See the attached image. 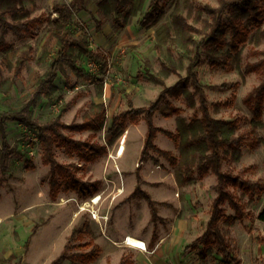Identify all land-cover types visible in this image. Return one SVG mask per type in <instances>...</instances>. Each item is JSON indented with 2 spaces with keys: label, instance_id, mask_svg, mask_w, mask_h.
I'll return each instance as SVG.
<instances>
[{
  "label": "rangeland",
  "instance_id": "obj_1",
  "mask_svg": "<svg viewBox=\"0 0 264 264\" xmlns=\"http://www.w3.org/2000/svg\"><path fill=\"white\" fill-rule=\"evenodd\" d=\"M72 1L25 0L23 6L29 10L30 17L44 15L54 18L57 17V8ZM102 1L84 0L85 9H78L77 5L70 30L75 38L87 39L89 48L105 58L95 60L76 53L78 70L66 67L59 72L55 82L57 89L42 97L29 112L35 122L46 125L77 96L62 120L67 124L82 122L96 111L99 102H105L106 95L109 96L107 121L96 138L97 142L107 146L108 154L89 164L85 172H80L83 190L90 191L96 186L97 192L84 198L77 192L61 191L53 200L48 182L50 168L43 163L37 131L18 122H6L8 143L20 154L11 156L5 176L0 173V203L4 212H9L0 219V264H51L63 251L73 228L85 224L94 232L86 236L85 241L92 239L102 247L101 255L91 264H119L124 256L137 264H219L221 256L217 253L211 254L207 261H201L197 251L187 249L206 232L217 196L212 187L218 184L213 174L190 186L180 184L179 170L191 159L194 151H184L159 133L155 144L162 150L171 151L178 160L177 165L172 166L153 151L145 162H141L147 132L144 120H140L137 127L127 129L113 145L107 144L111 138L108 129L115 115L128 110L131 105L148 107L158 98L163 87L150 81V74L163 80L167 86L179 80L173 69L181 76H187L190 58L195 53L187 38L192 36L194 40H200L202 35L183 30L177 22L178 16H184L198 30H206L212 19L201 8L205 5L218 7L219 0H172L165 6L161 21L149 26H143L141 22L150 11L153 0L141 3L134 0V4L126 6L121 13L112 11L108 5L101 6ZM11 3V0H0V11ZM8 19L13 21L11 16ZM99 22L102 24L100 31ZM262 30L264 25L262 29L251 28L248 43L238 53L233 54L229 47L217 53L229 57V69L213 68L207 61L196 68L212 116L238 121L236 135H250L260 142L257 148L248 143L237 160L223 162L224 172L250 181L264 180V121L259 122L257 131L251 133L253 116L243 104V99L262 82L257 74L246 72L247 64L262 59L252 55L254 51H264ZM5 44H11V48L7 49ZM58 51L57 39L47 23L22 38L9 35L0 24V113L18 112L32 99ZM22 55H28L30 60L22 77L13 83L14 69ZM236 83L239 84L237 88L234 87ZM233 94L237 99L231 107L216 106ZM172 104L182 113L171 118L157 113L155 124L179 134L184 141L196 131L190 123L202 114L188 108L182 100H172ZM70 135L84 141L89 132ZM122 145L126 147L123 157L118 156ZM56 155L60 163H79L77 156L69 157L64 149L57 148ZM29 162L34 164V170L26 168ZM141 192L150 194L156 201L162 217L156 223ZM236 194L254 216L229 228L230 244L241 264H264V226L258 219L264 208V196L257 200L243 195L240 190H236ZM97 195L102 198L99 204L82 209ZM226 210L227 215L234 213L228 206ZM221 227L225 229L226 225L221 223ZM106 235L120 242L111 245L105 239ZM127 235L150 240L151 244L144 252L147 256H140L141 251L125 244ZM63 264L82 263L67 260Z\"/></svg>",
  "mask_w": 264,
  "mask_h": 264
},
{
  "label": "trees",
  "instance_id": "obj_2",
  "mask_svg": "<svg viewBox=\"0 0 264 264\" xmlns=\"http://www.w3.org/2000/svg\"><path fill=\"white\" fill-rule=\"evenodd\" d=\"M7 9L0 11V24L19 37L31 35L33 30L44 24L50 26L52 35L57 39L59 51L56 59L51 63L49 71L39 81V85L32 99L25 104L22 109L14 113H0V134L2 144L0 146V172L5 176L8 172V161L14 154H20L13 149L7 138L6 122H18L37 131V138L42 151L43 163L49 166V188L50 196L56 200L61 193L77 192L87 198L97 192V187L93 190H83V179L80 172H85L87 166L97 161L100 157L108 154L106 145L97 142L99 132L103 131L106 121L108 107L105 104L97 105L96 111L83 119L82 122L73 121L65 123L62 118L77 99L71 100L60 112V114L50 123L40 125L30 116L31 107L38 104L42 97L48 96L55 91L56 79L59 72L66 67L78 70L76 66V53H80L95 60L104 59V55L89 48L87 39H78L73 36L70 30L75 9H85L84 0H73L61 8H57V17L50 18L44 15L30 17L29 10L23 6L25 0H11ZM140 3L144 0H139ZM172 0H153L150 11L142 20L143 26L156 25L164 16L165 6ZM134 4V0H103L102 5H108L112 11L121 13L126 6ZM202 11L210 15L212 21L206 30H198L192 26L184 16H178L177 22L183 30L190 34L198 33L202 37L194 40L192 36L187 38L188 43L195 49L194 56L190 58L187 67V76H181L176 69L172 72L179 76V80L172 86H167L165 82L150 74L149 80L163 87L156 101L150 106L134 107L117 114L113 120L108 133L111 135L109 145H113L117 138H120L128 129L130 124H137L144 120L147 125V133L141 154V162H145L150 151L164 157L172 166L178 163L177 158L171 151L162 150L155 144L159 133L170 138L177 147L184 151L192 150L194 153L190 160H187L180 168L178 179L183 187L193 185L198 179H203L211 174L218 179V184L212 187L217 193L212 204L211 217L207 222L206 232L188 245L187 249L197 251L201 261H207L209 256L217 253L221 256L219 264H241V260L235 255L229 241L230 227L237 222L250 219L254 216L247 210L245 203L237 196L236 190H240L243 195L260 200L264 196V180L250 181L242 179L239 175L223 171L225 160L235 161L241 155L248 143L253 148H257L260 142L250 135L238 134V121H228L216 119L212 116L209 107L208 96L204 86L200 82V75L196 68L204 61H207L213 68L229 69V57L218 56L217 53L224 51L227 47L235 54L248 43L251 28L262 29L264 25V0H219L218 7L205 5ZM8 16L13 18L9 21ZM102 30L99 22L98 31ZM261 34L264 36V30ZM7 49L11 46L5 44ZM254 56L262 59L246 66L248 74L255 73L262 78L259 86L253 89L244 99L243 104L249 108L253 116V129L251 133L257 131V124L264 121V51L252 52ZM30 60L28 55H22L14 69L13 83L22 77L26 63ZM238 83L234 87H238ZM102 97V94H100ZM233 94L225 102H218L217 107H231L236 100ZM172 100H182L186 106L201 112V117L190 123L195 132L191 137L182 141L179 134H175L166 129H162L155 124V116L160 113L164 118H171L182 113L181 109L175 108ZM196 114V113H195ZM89 132L86 140H76L73 133ZM64 149V152L71 158L77 156L79 163L63 164L58 162L56 149ZM28 170H34L35 166L29 162L26 164ZM146 198L150 208L153 222L161 220L156 201L146 192H141ZM136 194H133V197ZM226 206L234 213L227 215ZM259 221L264 226V208L258 216ZM221 223L226 228L221 227ZM37 227H35L36 230ZM35 233V231H34ZM94 234L88 224L76 226L67 239L63 251L52 261L51 264H63L65 261H77L82 264H91L97 261L102 253L101 247L91 239L85 241L86 236ZM33 235V234H32ZM29 237L26 247L32 239ZM264 242V239H263ZM119 264H137L125 256Z\"/></svg>",
  "mask_w": 264,
  "mask_h": 264
},
{
  "label": "bare ground",
  "instance_id": "obj_3",
  "mask_svg": "<svg viewBox=\"0 0 264 264\" xmlns=\"http://www.w3.org/2000/svg\"><path fill=\"white\" fill-rule=\"evenodd\" d=\"M124 151H125V148L123 146H121V149H120V152L118 153V156H122L123 153H124ZM101 199L102 198H101L100 195L95 196L94 198H92V200L90 202L85 203V205L82 206V209H84L85 207L91 206L92 204L93 205L99 204V202L101 201ZM125 244L127 246H130L131 248H135V249H137L139 251L146 252V250H147V245L144 242V240L139 239L137 237H134L132 235H127L126 236V238H125Z\"/></svg>",
  "mask_w": 264,
  "mask_h": 264
},
{
  "label": "crops",
  "instance_id": "obj_4",
  "mask_svg": "<svg viewBox=\"0 0 264 264\" xmlns=\"http://www.w3.org/2000/svg\"><path fill=\"white\" fill-rule=\"evenodd\" d=\"M2 25V24H1ZM13 32H11V31H9V35H13L12 34ZM16 35V34H15ZM8 45H10L11 46V44H8ZM108 95H106V98H105V102H99V104H105L107 107H108V105H107V101H108ZM134 107H136V106H134ZM141 107V106H140ZM130 109V108H129ZM116 116V115H115ZM114 116V117H115ZM140 122V121H139ZM138 122V123H139ZM137 123V124H138ZM137 124H130L129 125V127H128V129H130L131 127H137L138 125ZM147 133V132H146ZM145 136H146V134H145ZM144 141H145V138H144ZM124 148H126L125 147V145H122ZM142 149H143V147H142ZM125 151H126V149H125ZM125 151H124V153H125ZM142 151V150H141ZM124 153H123V155H124ZM123 155L121 156V157H123ZM1 173V172H0ZM2 175V174H1ZM3 176V175H2ZM158 202V201H157ZM24 209H25V207H24ZM23 209V210H24ZM4 212V207H3V205H2V202L0 203V219L3 217H5V216H8V214H9V212H4L5 214H1V212ZM21 213H23V211L21 212ZM19 219H21V218H19ZM36 227V226H35ZM105 239H107L108 240V243H110L111 245H117L119 242H120V240L119 239H114V238H112L111 236H108V235H106L105 236ZM150 240H147V239H144V242L146 243V245H147V247H148V244L150 243L149 242ZM100 243V242H99ZM98 244V243H97ZM151 244V243H150ZM99 246H100V244H99ZM101 249H102V247H101ZM104 250V249H103ZM150 250H154V249H150ZM104 252V251H103ZM140 256H147L143 251H141V253H140Z\"/></svg>",
  "mask_w": 264,
  "mask_h": 264
},
{
  "label": "built area",
  "instance_id": "obj_5",
  "mask_svg": "<svg viewBox=\"0 0 264 264\" xmlns=\"http://www.w3.org/2000/svg\"><path fill=\"white\" fill-rule=\"evenodd\" d=\"M66 1H72V0H66Z\"/></svg>",
  "mask_w": 264,
  "mask_h": 264
}]
</instances>
